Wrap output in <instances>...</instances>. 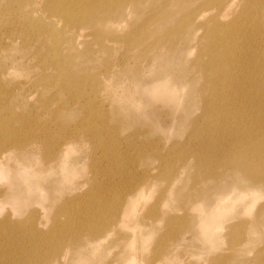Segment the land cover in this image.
<instances>
[{"label":"rangeland","instance_id":"rangeland-1","mask_svg":"<svg viewBox=\"0 0 264 264\" xmlns=\"http://www.w3.org/2000/svg\"><path fill=\"white\" fill-rule=\"evenodd\" d=\"M46 1L0 0V264H264L262 0V16L243 15L232 35L233 53L248 60L237 62L226 120L243 127H215L208 116L217 102L208 77L221 69L202 72L213 105L199 106L200 54L178 55L191 43L174 51L159 41L142 58L126 47L148 14L143 35L158 39L198 2L149 0L146 13L108 31L118 44L104 49L46 19ZM240 32L246 40L236 42Z\"/></svg>","mask_w":264,"mask_h":264},{"label":"bare ground","instance_id":"bare-ground-1","mask_svg":"<svg viewBox=\"0 0 264 264\" xmlns=\"http://www.w3.org/2000/svg\"><path fill=\"white\" fill-rule=\"evenodd\" d=\"M236 1L237 0H203L202 3L201 0H189V2H198L195 10L187 14V16L184 17L185 21L179 26H174L172 30L164 31L161 34L164 36L158 39H154L151 33L143 35L144 31L148 32V29L150 28L148 27V24L150 23L151 18H153L152 15H154L148 14L142 22L134 24L131 28L132 30L136 27H140L138 31L134 32L135 38L139 35L138 38L135 39L134 37L131 38V36H129L128 39H126V47L128 48V51H132V54H134L133 56L136 58H142L144 55L147 56L152 46H157L159 41L163 44L166 42V44L170 46L169 48L174 49V51L179 47V44L191 43L190 47L180 49L178 55L182 58L186 57L190 52L195 53L196 50L199 52L200 55L193 61L195 75H198V77L195 78V88L196 91L198 89L200 95L199 106L201 108H203V106L208 107L212 100L217 101L208 115L212 118L210 120H214L212 125H215V127H228L229 125L234 127V124L238 127H243V124L238 122L237 119L232 121L226 120L227 116L230 117V115H234L233 113L235 110L234 107L230 106L231 104H227L229 103L228 101H234L232 96H228L227 91L229 89H234L235 87H240V85H236L235 83V78L238 76L236 70L239 67L237 62L240 65V60H248L247 56H241L243 54L242 52L237 54L233 53L232 43H234V38L232 35L236 23L238 24V29L241 30L248 21L246 19L242 21L243 15L247 18H252L254 16L260 18L259 16H262L261 8L259 12H256L259 8V6H257V4L259 5V0H246L247 3L243 5V8L241 6L240 11L235 7ZM45 4L50 10V14H46V19L53 18L54 21L59 23L64 20L65 22L63 23L65 27L76 37L77 40L81 41H79L80 44L86 43L85 45L88 46V43H93L96 40L104 49H108L110 47L114 48L118 44L117 40L109 38L108 35L110 33H108V31L111 28L116 27V25H120L121 22H123V26H126L127 21L135 13H146V7H148L150 3L149 0H47ZM202 5L205 6L202 7ZM36 6L37 3H33L32 8L39 13V8H36ZM261 7L264 8V0H262ZM194 12L195 16H193ZM255 13L259 14V16L255 15ZM230 17L231 20H228ZM89 31L94 35V39L90 42H88L87 38L88 35H91ZM242 36L243 35L240 32L235 38L236 42L246 40L245 38L243 39ZM257 38L258 36L247 40V44L252 47L256 46ZM151 39L152 44L149 45ZM66 44L69 47H73L74 39H70ZM259 44L263 45L261 39H259ZM208 51H211L212 55L204 57L205 53ZM225 63L229 64V66ZM210 66L213 68L215 67L217 70L221 69L222 73L215 77H208L209 84L212 87L211 91H213L212 97L214 99L204 100L205 96H202V92L208 89H205L206 84H203L201 81L202 72L206 71ZM98 84L104 88L103 80H99ZM100 92V88L98 89L94 86L93 93L99 97L98 93ZM74 94H76V92ZM157 94H159V92L154 93V95ZM219 94L227 97L221 98ZM173 96L174 95H171L172 98H170L168 95H164V93L158 95V97H166L171 100H173ZM212 105L213 104L210 106ZM94 108L95 113L102 111V109L99 110L96 105ZM101 115L104 116L105 114L102 112L99 116ZM238 119H240V117ZM4 124L5 123H2V126ZM27 131L28 133H31L29 128ZM243 165L244 162H240L236 166L242 173L247 171V167ZM180 169L181 167H179L178 170ZM2 175L3 174L0 171L1 179L4 177ZM11 181L12 180L10 179V186L14 185L13 181ZM255 183L256 182H254L253 179L247 181V185L250 186H254ZM247 192L251 193L249 190ZM247 192L241 190L238 191V195L241 196V198H244L245 193ZM142 193V189H137L128 195V197L130 196L128 202L130 207L133 206ZM227 193L231 194L233 191L231 190ZM221 196L223 195L217 196L215 200L219 202L222 201L224 197ZM19 202V200L17 202L13 201V204H19ZM15 206L19 207V205ZM123 214H129V212ZM204 214L209 221L211 216L207 215L208 212H204Z\"/></svg>","mask_w":264,"mask_h":264}]
</instances>
